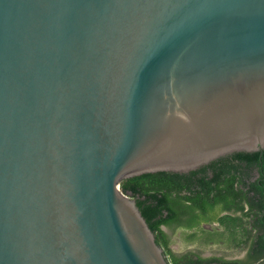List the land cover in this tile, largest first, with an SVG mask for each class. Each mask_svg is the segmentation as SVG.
Returning a JSON list of instances; mask_svg holds the SVG:
<instances>
[{
    "label": "water",
    "instance_id": "95a60500",
    "mask_svg": "<svg viewBox=\"0 0 264 264\" xmlns=\"http://www.w3.org/2000/svg\"><path fill=\"white\" fill-rule=\"evenodd\" d=\"M264 148V0H0V264H170L124 178Z\"/></svg>",
    "mask_w": 264,
    "mask_h": 264
},
{
    "label": "trees",
    "instance_id": "16d2710c",
    "mask_svg": "<svg viewBox=\"0 0 264 264\" xmlns=\"http://www.w3.org/2000/svg\"><path fill=\"white\" fill-rule=\"evenodd\" d=\"M119 186L135 199L170 264H264V148L185 172L143 173ZM179 241L192 248L177 254L172 245ZM213 247L224 254L203 255ZM242 250V257L225 256Z\"/></svg>",
    "mask_w": 264,
    "mask_h": 264
},
{
    "label": "rangeland",
    "instance_id": "374dc122",
    "mask_svg": "<svg viewBox=\"0 0 264 264\" xmlns=\"http://www.w3.org/2000/svg\"><path fill=\"white\" fill-rule=\"evenodd\" d=\"M164 230L167 231L169 234H172L171 228L164 227ZM172 248L177 254H181V253L191 249L192 247L190 245L185 246L184 243L179 241V242L173 244ZM244 253L245 252L243 250L238 251V252L234 251L231 253H226L225 256L229 257V258L242 257L244 255ZM213 254L222 255V254H224V252L221 251L220 249L216 248V247H213L212 249H208L203 253L204 256H211Z\"/></svg>",
    "mask_w": 264,
    "mask_h": 264
}]
</instances>
